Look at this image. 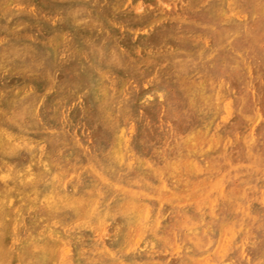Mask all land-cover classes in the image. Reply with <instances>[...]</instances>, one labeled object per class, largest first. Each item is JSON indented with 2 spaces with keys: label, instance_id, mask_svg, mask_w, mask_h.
Wrapping results in <instances>:
<instances>
[{
  "label": "rangeland",
  "instance_id": "1",
  "mask_svg": "<svg viewBox=\"0 0 264 264\" xmlns=\"http://www.w3.org/2000/svg\"><path fill=\"white\" fill-rule=\"evenodd\" d=\"M0 3V264H157L158 261V264H264V0H0ZM230 226H234L232 231ZM190 237L195 238L192 241Z\"/></svg>",
  "mask_w": 264,
  "mask_h": 264
},
{
  "label": "bare ground",
  "instance_id": "2",
  "mask_svg": "<svg viewBox=\"0 0 264 264\" xmlns=\"http://www.w3.org/2000/svg\"><path fill=\"white\" fill-rule=\"evenodd\" d=\"M54 1H55V0H54ZM201 1H202V0H201ZM230 1H231V0H230ZM240 1H241V0H240ZM19 2H21V1H19ZM29 2H30V1H29ZM60 2H61V1H60ZM99 2H100V1H99ZM99 2H96V3H99ZM115 2H116V1H115ZM137 2H139V1H137ZM145 2H146V1H145ZM150 2H151V1H150ZM167 2H168V1H167ZM171 2H172V1H171ZM228 2H229V1H228ZM255 2H256V1H255ZM261 2H262V1H261ZM10 3H11V2H10ZM21 3L23 4V2H21ZM102 3H103V2H102ZM119 3H120V1H119ZM133 3H134V2H133ZM133 3H132V4H133ZM156 3H157V2H156ZM159 3H160V2H159ZM172 3H173V2H172ZM188 3H189V2H187V4H188ZM205 3H206V2H205ZM258 3H259V2H258ZM258 3H257V4H258ZM0 4H1V3H0ZM17 4H18V3H17ZM19 4H20V3H19ZM22 4H21V5H22ZM28 4H29V3H28ZM30 4H31V3H30ZM50 4H52V3H50ZM145 4H146V3H145ZM151 4H152V3H151ZM182 4H183V3H182ZM195 4H196V3H195ZM228 4H229V3H228ZM254 4H255V3H254ZM31 5H32V4H31ZM31 5H30V6H31ZM34 5H35V4H34ZM70 5H71V4H70ZM103 5H104V4H103ZM108 5H109V4H108ZM110 5H111V4H110ZM124 5H125V3H124ZM146 5H148V4H146ZM161 5H162V4H161ZM170 5H171V4H170ZM200 5H201V4H200ZM200 5H199V6H200ZM203 5H204V3H203ZM234 5H235V4H234ZM244 5H245V4H244ZM14 6H15V4H14ZM26 6H27V4H26ZM35 6H36V5H35ZM50 6H51V5H50ZM60 6H61V5H60ZM64 6H65V5H64ZM64 6H63V7H64ZM68 6H69V5H68ZM159 6H160V5H159ZM185 6H186V5H185ZM185 6H184V7H185ZM190 6H191V5H190ZM248 6H249V5H248ZM10 7H11V6H10ZM23 7H24V6H23ZM28 7H29V6H28ZM37 7H38V6H37ZM81 7H82V6H81ZM145 7H146V6H145ZM187 7H188V6H187ZM195 7H196V6H195ZM256 7H257V6H256ZM19 8H20V6H19ZM24 8H25V7H24ZM60 8H61V7H60ZM66 8H67V7H66ZM86 8H87V7H86ZM88 8H89V7H88ZM105 8H106V7H105ZM111 8H112V7H111ZM118 8H119V7H118ZM160 8H161V7H160ZM197 8H198V7H197ZM207 8H208V7H207ZM20 9H21V8H20ZM26 9H27V7H26ZM29 9H30V8H29ZM32 9H33V8H32ZM36 9H38V8H36ZM100 9H101V8H100ZM115 9H116V8H115ZM164 9H165V8H164ZM205 9H206V8H205ZM242 9H243V8H242ZM43 10H44V9H43ZM61 10H62V9H61ZM61 10H58V11H61ZM106 10H107V9H106ZM136 10H137V9H136ZM136 10H135V11H136ZM144 10H145V8H144ZM144 10H143V11H144ZM146 10H147V8H146ZM149 10H150V9H149ZM157 10H159V9H157ZM184 10H185V9H184ZM195 10H196V9H195ZM228 10H229V9H228ZM118 11H119V10H118ZM120 11H121V10H120ZM137 11H138V10H137ZM168 11H169V10H168ZM192 11H193V9H192ZM236 11H237V8H236ZM29 12H30V11H29ZM43 12H44V11H43ZM46 12H48V11H46ZM62 12H63V11H62ZM121 12H122V11H121ZM121 12H120V14H121ZM124 12H125V11H124ZM133 12H134V10H133ZM159 12H160V10H159ZM171 12H172V11H171ZM171 12H170V13H171ZM182 12H183V10H182ZM201 12H202V11H201ZM230 12H231V8H230ZM233 12H234V11H233ZM256 12H257V11H256ZM1 13H2V12H1ZM57 13H58V12H57ZM60 13H61V12H60ZM109 13H110V11H109ZM128 13H129V11H128ZM138 13H139V12H138ZM138 13H137V14H138ZM140 13H141V12H140ZM142 13H144V12H142ZM142 13H141V14H142ZM145 13H146V12H145ZM160 13H161V12H160ZM160 13H159V14H160ZM175 13H176V12H175ZM186 13H187V12H186ZM191 13H192V12H191ZM199 13H200V12H199ZM234 13H235V12H234ZM44 14H45V13H44ZM46 14H47V13H46ZM50 14H51V13H50ZM91 14H92V13H91ZM105 14H106V12H105ZM105 14H103V15H105ZM163 14H164V13H163ZM176 14H177V13H176ZM2 15H3V14H2ZM51 15H52V14H51ZM63 15H64V14H63ZM92 15H93V14H92ZM122 15H123V13L121 14V16H122ZM172 15H173V14H172ZM178 15H179V14H178ZM178 15H177V16H178ZM185 15H186V14H185ZM185 15H184V17H185ZM225 15H226V14H225ZM228 15H229V13H228ZM27 16H28V15H27ZM32 16H33V15H32ZM34 16H35V15H34ZM40 16H41V15H40ZM49 16H50V15H49ZM76 16H77V15H76ZM112 16H113V15H112ZM112 16H111V17H112ZM134 16H135V14H134ZM154 16H155V15H154ZM159 16H161V15H159ZM174 16H175V14H174ZM186 16H187V15H186ZM245 16H246V15H245ZM2 17H3V16H2ZM56 17H57V16H56ZM118 17H119V16H118ZM124 17H125V16H124ZM138 17H139V16H138ZM172 17H173V16H172ZM195 17H196V16H195ZM201 17H202V15H201ZM0 18H1V17H0ZM26 18H27V17H26ZM34 18H35V17H34ZM44 18H45V17H44ZM60 18H61V17H60ZM77 18H78V17H77ZM108 18H109V17H108ZM135 18H136V16H135ZM143 18H144V16H143ZM163 18H165V17L163 16ZM168 18H169V17H168ZM176 18H177V17H176ZM197 18H198V17H197ZM202 18H204V17H202ZM206 18H207V17H206ZM52 19H53V18H52ZM109 19H110V18H109ZM159 19H160V18H159ZM161 19H162V18H161ZM161 19H160V20H161ZM188 19H189V18H188ZM241 19H242V18H241ZM7 20H8V19H7ZM15 20H16V18H15ZM73 20H74V19H73ZM100 20H101V19H100ZM122 20H123V19H122ZM122 20H121V21H122ZM139 20L141 21V19H139ZM166 20H167V19H166ZM175 20H176V19H175ZM180 20H181V19H179V21H180ZM185 20H186V19H185ZM185 20H184V21H185ZM190 20H191V19H190ZM31 21H32V20H31ZM55 21H56V20H55ZM55 21H54V22H55ZM114 21H115V20H114ZM125 21H126V20H125ZM136 21L138 22V20H136ZM152 21H153V20H152ZM186 21H188V20H186ZM204 21H205V20H204ZM206 21H207V20H206ZM0 22H1V21H0ZM27 22H28V21H27ZM70 22H71V21H70ZM79 22H80V21H79ZM85 22H86V21H85ZM111 22H113V20H112ZM119 22H120V21H119ZM126 22H127V21H126ZM146 22H147V21H146ZM146 22H145V23H146ZM154 22H155V21H154ZM154 22H153V23H154ZM156 22H157V21H156ZM169 22H170V21H169ZM35 23H36V22H35ZM40 23H41V22H40ZM71 23H72V22H71ZM74 23H75V22H74ZM80 23H81V22H80ZM121 23H122V22H121ZM121 23H118V24H121ZM138 23H139V22H138ZM140 23H142V22H140ZM166 23H167V22H166ZM171 23H172V22H171ZM0 24H1V23H0ZM2 24H3V23H2ZM25 24H26V23H25ZM58 24H59V23H58ZM77 24L79 25V23H77ZM90 24H91V23H90ZM251 24H253V23H251ZM254 24H255V23H254ZM257 24H258V23H257ZM19 25H20V24H19ZM21 25H22V24H21ZM23 25H24V24H23ZM32 25H33V24H32ZM87 25H88V24H87ZM92 25H93V24H92ZM136 25H137V24H136ZM44 26H45V25H44ZM85 26H86V25H85ZM94 26H95V25H94ZM98 26H99V25H98ZM140 26H141V25H140ZM16 27H17V26H16ZM22 27H23V26H22ZM22 27H19V28H22ZM33 27H34V26H33ZM62 27H63V26H62ZM75 27H76V26H75ZM81 27H82V26H81ZM102 27H103V26H102ZM114 27H115V26H114ZM116 27H117V26H116ZM128 27H129V26H128ZM131 27H132V26H131ZM148 27H149V25H148ZM160 27H161V26H160ZM162 27H163V25H162ZM213 27H215V26H213ZM223 27H224V26H223ZM24 28H25V27H24ZM38 28H39V27H38ZM60 28H61V27H60ZM60 28H58V29H60ZM99 28H100V27H99ZM153 28H154V26H153ZM166 28H167V27H166ZM178 28H179V26H178ZM46 29H47V28H46ZM89 29H91V28H89ZM109 29H110V28H109ZM125 29H126V28H125ZM130 29H131V28H130ZM136 29H137V28H136ZM154 29H155V28H154ZM171 29H172V28H171ZM13 30H14V28H13ZM22 30H23V29H22ZM33 30H34V29H33ZM33 30H32V31H33ZM47 30H48V29H47ZM56 30H57V29H56ZM66 30H67V29H66ZM100 30H101V29H100ZM120 30H121V29H120ZM123 30H124V29H123ZM138 30H139V29H138ZM157 30H158V29H157ZM218 30H219V29H218ZM11 31H12V30H11ZM25 31H26V30H25ZM54 31H55V30H54ZM130 31H131V30H130ZM132 31H134V30H132ZM145 31H146V30H145ZM171 31H172V30H171ZM12 32H13V31H12ZM15 32H16V31H15ZM47 32H48V31H47ZM55 32H56V31H55ZM55 32H54L53 34H55ZM62 32H63V31H62ZM62 32H61V34H62ZM83 32H84V31H83ZM89 32H90V31H89ZM100 32H101V31H100ZM116 32H117V31H116ZM122 32H123V31H122ZM122 32H121V33H122ZM136 32H137V31H136ZM158 32H159V31H158ZM161 32H162V31H161ZM3 33H4V32H3ZM18 33H19V32H18ZM24 33H26V32H24ZM51 33H52V32H51ZM51 33H50V34H51ZM57 33H58V32H57ZM90 33H91V32H90ZM96 33H98V32H96ZM109 33H110V32H109ZM142 33H143V32H142ZM146 33H147V32H146ZM213 33H215V32H213ZM22 34H23V33H22ZM87 34H88V33H87ZM198 34H199V33H198ZM198 34H197V35H198ZM200 34H201V33H200ZM202 34H203V33H202ZM202 34H201V36H202ZM9 35H10V33H9ZM14 35H15V34H14ZM37 35H38V33H37ZM45 35H46V34H45ZM67 35H68V34H67ZM124 35H125V34H124ZM146 35H147V34H146ZM153 35H155V34H153ZM161 35H162V34H161ZM168 35H169V34H168ZM177 35H178V34H177ZM208 35H209V34H208ZM10 36H11V35H10ZM16 36H17V34H16ZM18 36H19V35H18ZM26 36H27V33H26ZM62 36H63V35H62ZM64 36H65V35H64ZM88 36H89V35H88ZM88 36H87V37H88ZM95 36H96V35H95ZM120 36H121V35H120ZM159 36H160V35H159ZM178 36H179V35H178ZM181 36H182V35H181ZM185 36H186V35H185ZM189 36H190V35H189ZM233 36H235V35H233ZM4 37H5V36H4ZM27 37H28V36H27ZM36 37H37V36H36ZM45 37H47V36H45ZM70 37H71V36H70ZM82 37H83V36H82ZM82 37H81V38H82ZM130 37H131V36H130ZM144 37H145V36H144ZM150 37H151V35H150ZM155 37H156V36H155ZM167 37H168V36H167ZM173 37H174V36H173ZM175 37H176V36H175ZM196 37H197V36H196ZM208 37H209V36H208ZM8 38H9V37H8ZM32 38H33V37H32ZM34 38H35V36H34ZM48 38H49V37H48ZM116 38H117V37H116ZM165 38H166V37H165ZM191 38H192V37H191ZM234 38H235V37H234ZM1 39H2V38H1ZM3 39H4V38H3ZM66 39H67V38H66ZM83 39H85V38H83ZM103 39H104V38H103ZM114 39H115V38H114ZM123 39H125V38H123ZM155 39H156V38H155ZM163 39H164V38H163ZM211 39L214 40L215 37H214V39L211 37ZM232 39H233V38H232ZM237 39H238V38H237ZM246 39H247V38H246ZM246 39H245V40H246ZM42 40H43V39H42ZM85 40H86V39H85ZM105 40H106V39H105ZM133 40H134V39H133ZM136 40H137V39H136ZM200 40H201V39H200ZM37 41H38V40H37ZM44 41H45V40H44ZM48 41H50V40H48ZM83 41H84V40H83ZM89 41H90V40H89ZM89 41H88V42H89ZM95 41H96V40H95ZM101 41H102V40H101ZM163 41H164V40H163ZM202 41H203V39H202ZM239 41H240V40H239ZM239 41H238V42H239ZM35 42H36V41H35ZM52 42H53V41H52ZM68 42H69V41H68ZM85 42H86V41H85ZM135 42H136V41H135ZM146 42H147V41H146ZM152 42H153V41H152ZM166 42H167V41H166ZM168 42H169V41H168ZM206 42H207V41H206ZM208 42H209V41H208ZM236 42H237V41H236ZM236 42H235V43H236ZM257 42H258V41H257ZM0 43H1V42H0ZM41 43H42V41H41ZM43 43H44V42H43ZM62 43H63V42H62ZM66 43H67V42H66ZM66 43H63V44H66ZM115 43H116V42H115ZM173 43H174V42H173ZM254 43H255V42H254ZM18 44H19V43H18ZM45 44H46V42H45ZM47 44H48V42H47ZM101 44H102V43H101ZM117 44H118V42H117ZM134 44H135V43H134ZM155 44H156V42H155ZM170 44H171V43H170ZM0 45H1V44H0ZM68 45H69V44H68ZM85 45H86V44H85ZM92 45H93V44H92ZM149 45H150V43H149ZM173 45H174V44H173ZM178 45H179V44H178ZM205 45H206V43H205ZM234 45H235V44H234ZM236 45H238V44H236ZM56 46H57V45H56ZM63 46H64V45H63ZM63 46H62V47H63ZM93 46H94V45H93ZM100 46H101V45H100ZM125 46H126V45H125ZM134 46H135V45H134ZM150 46H151V45H150ZM152 46H153V44H152ZM161 46H162V45H161ZM167 46H168V44H167ZM176 46H177V45H176ZM64 47H67V45L64 46ZM165 47H166V46H165ZM246 47H247V46H246ZM0 48H1V47H0ZM31 48H32V47H31ZM56 48H57V47H56ZM129 48H130V47H129ZM162 48H164V47H162ZM222 48H223V47H222ZM263 48H264V47H263ZM61 49H62V48H61ZM67 49H68V48H67ZM84 49H85V48H84ZM140 49H141V47H140ZM152 49H153V48H152ZM160 49H161V48H160ZM165 49H166V48H165ZM231 49H232V48H231ZM244 49H245V48H244ZM246 49H247V48H246ZM252 49H253V48H252ZM70 50H71V49H70ZM146 50H147V49H146ZM170 50H171V48H170ZM172 50L174 51V49H172ZM73 51H74V50H73ZM81 51H82V50H81ZM121 51H122V50H121ZM129 51H130V50H129ZM144 51H145V50H144ZM151 51H152V50H151ZM153 51H154V50H153ZM173 51H172V52H173ZM175 51H176V50H175ZM181 51H182V50H181ZM188 51H189V50H188ZM232 51H233V49H232ZM245 51H246V50H245ZM247 51H248V49H247ZM251 51H252V50H251ZM157 52H158V51H157ZM168 52H169V50H168ZM65 53H69V51H68V52H65ZM78 53H79V52H78ZM124 53H126V52H124ZM140 53H141V52H140ZM145 53H146V52H145ZM163 53H164V52H163ZM165 53H166V52H165ZM185 53H186V52H185ZM217 53H218V52H217ZM72 54H73V53H72ZM106 54H107V53H106ZM131 54H132V53H131ZM146 54H147V53H146ZM169 54H170V53H169ZM178 54H180V53H178ZM215 54H216V53H215ZM63 55H64V54H63ZM132 55H133V54H132ZM148 55H149V54H148ZM158 55H160V54H158ZM165 55H166V54H165ZM152 56H153V55H152ZM152 56H151V57H152ZM206 56H207V55H206ZM35 57H36V56H35ZM63 57H64V56H63ZM147 57H148V56L146 55V59H147ZM155 57H156V56H155ZM247 57H248V56H247ZM247 57H246V58H247ZM136 58H137V57H136ZM144 58H145V57H144ZM211 58H212V57H211ZM234 58H235V57H234ZM249 58H250V57H249ZM130 59H131V58H130ZM130 59H129V61H130ZM132 59H133V58H132ZM148 59H149V57H148ZM151 59H152V58H151ZM3 60H4V59H3ZM163 60H164V59H163ZM167 60H168V59H167ZM123 61H124V60H123ZM129 61H128V62H129ZM135 61H137V60H135ZM147 61H148V60H147ZM139 62H140V61H139ZM142 62H143V61H142ZM157 62H158V61H157ZM159 62H160V61H159ZM196 62H197V61H196ZM133 63H135V62H133ZM154 63H155V62H153L152 64H154ZM161 63L164 64L163 62H161ZM247 63H248V62H247ZM131 64H132V63H131ZM201 64H202V63H201ZM229 64H231V63H229ZM257 64H258V63H257ZM73 65H74V64H73ZM132 65H133V64H132ZM141 65H142V64H141ZM1 66H2V65H1ZM138 66H139V65H138ZM146 66H147V64H146ZM159 66H160V65H159ZM173 66H174V65H173ZM201 66H202V65H201ZM76 67H77V66H76ZM130 67H131V66H130ZM160 67H161V66H160ZM164 67H165V66H164ZM222 67H223V66H222ZM12 68H13V67H12ZM233 68H234V67H233ZM25 69H26V68H25ZM41 69H42V68H41ZM133 69H134V68H133ZM135 69H136V68H135ZM216 69H217V68H216ZM235 69H236V68H235ZM0 70H1V69H0ZM6 70H8V69L6 68ZM10 70H11V69H10ZM10 70H9V72H10ZM14 70H15V69H14ZM14 70H13V71H14ZM17 70H18V69H17ZM103 70H104V69H103ZM130 70H131V69H130ZM137 70H138V69H137ZM159 70H160V69H159ZM161 70H162V69H161ZM163 70H164V69H163ZM163 70H162V71H163ZM173 70H174V69H173ZM11 71H12V70H11ZM13 71H12V72H13ZM22 71H24V70H22ZM39 71H40V70H39ZM162 71H161V72H162ZM226 71H227V70H226ZM1 72H2V71H1ZM128 72H129V71H128ZM134 72H135V71H134ZM16 73H17V72H16ZM19 73H20V72H19ZM21 73H22V72H21ZM21 73H20V74H21ZM103 73H104V72H103ZM221 73H222V71H221ZM230 73H231V72H230ZM236 73H237V72H236ZM5 74H6V73H5ZM11 74H12V73H11ZM26 74H27V73H26ZM26 74H25V75H26ZM127 74H128V73H127ZM129 74H130V73H129ZM145 74H146V73H145ZM145 74H144V75H145ZM160 74H161V73H160ZM241 74H242V73H241ZM35 75H36V74H35ZM116 75H117V74H116ZM118 75H119V74H118ZM122 75H123V74H122ZM131 75H132V74H131ZM142 75H143V74H142ZM142 75H141V76H142ZM154 75H155V74H154ZM157 75H158V74H157ZM224 75H225V74H224ZM245 75H246V74H245ZM19 76H20V75H19ZM150 76H151V75H150ZM236 76H237V75H236ZM240 76H241V75H240ZM249 76H250V75H249ZM258 76H259V75H258ZM3 77H4V76H3ZM9 77H10V76H9ZM111 77H112V76H111ZM111 77H110V78H111ZM139 77H140V76H139ZM188 77H189V76H188ZM204 77H205V76H204ZM224 77H225V76H224ZM24 78H25V77H24ZM42 78H43V77H42ZM133 78H134V77H133ZM145 78H147V77H145ZM150 78L152 79V77H150ZM169 78H171V77H169ZM183 78H184V77H183ZM193 78H194V77H193ZM241 78H242V77H241ZM251 78H252V77H251ZM258 78H259V77H258ZM7 79H8V78H7ZM107 79H108V78H107ZM126 79H127V78H126ZM131 79H132V77H131ZM174 79H176V78H174ZM185 79H188V78H185ZM231 79H232V78H231ZM234 79H235V78H234ZM249 79H250V78H249ZM14 80H15V79H14ZM18 80H19V79H18ZM47 80H48V79H47ZM127 80H128V79H127ZM167 80H168V79H167ZM172 80H173V79H172ZM177 80H178V79H177ZM221 80H222V79H221ZM241 80H242V79H241ZM54 81H55V79H54ZM128 81H129V80H128ZM131 81H132V80H131ZM147 81H148V80H147ZM173 81H174V80H173ZM185 81H186V80H185ZM0 82H1V81H0ZM6 82H7V81H6ZM48 82H49V81H48ZM122 82H123V81H122ZM159 82H160V81H159ZM188 82H189V81H188ZM254 82H255V80H254ZM3 83H4V82H3ZM205 83H206V82H205ZM220 83H221V82H220ZM226 83H227V82H226ZM124 84H125V83H124ZM135 84H136V83H135ZM210 84H211V83H210ZM214 84H215V83H214ZM5 85H6V84H5ZM105 85H106V84H105ZM126 85H127V84H126ZM205 85H206V84H205ZM232 85H233V84H232ZM242 85H243V84H242ZM246 85H247V84H246ZM18 86H19V85H18ZM21 86H22V85H20V88H21ZM41 86H42V85H41ZM136 86H137V85H136ZM143 86H144V85H143ZM145 86H146V85H145ZM166 86H167V85H166ZM166 86H165V87H166ZM181 86H182V85H181ZM185 86H186V85H185ZM222 86H223V88H224V85H222ZM235 86H236V85H235ZM249 86H250V85H249ZM262 86H263V85H262ZM7 87H9V86H7ZM13 87H14V85H13ZM178 87H179V86H178ZM237 87H238V86H237ZM24 88H25V87H24ZM32 88H33V87H32ZM105 88H106V87H105ZM120 88H122V87H120ZM220 88H221V87H220ZM243 88H244V87H243ZM5 89H6V88H5ZM39 89H40V88H39ZM45 89H46V88H45ZM126 89H127V88H126ZM227 89H228V88H227ZM12 90H13V89H12ZM16 90H17V89H16ZM16 90H15V91H16ZM104 90H105V89H104ZM136 90H137V89H136ZM181 90H182V89H181ZM216 90H217V89H216ZM2 91H3V90H2ZM7 91H8V90H7ZM32 91H33V90H32ZM114 91H115V90H114ZM246 91H247V90H246ZM250 91H251V90H250ZM3 92H4V91H3ZM8 92H9V91H8ZM13 92H14V91H13ZM18 92H21V91H18ZM18 92H17V93H18ZM140 92H141V91H140ZM181 92H182V91H181ZM11 93H12V92H11ZM26 93H27V92H26ZM115 93H116V92H115ZM256 93H257V92H256ZM2 94H3V93H2ZM5 94H6V93H4V95H5ZM8 94H9V93H8ZM36 94H38V93H36ZM39 94H40V93H39ZM43 94H44V93H43ZM43 94H42V95H43ZM184 94H185V93H184ZM221 94H223V93H221ZM229 94H230V93H229ZM233 94H234V93H233ZM241 94H242V93H241ZM6 95H7V94H6ZM17 95H18V94H17ZM23 95H24V94H23ZM238 95H239V94H238ZM14 96H15V94H14ZM20 96H21V95H20ZM25 96H26V95H25ZM25 96H24V97H25ZM183 96H184V95H183ZM216 96H217V94H216ZM8 97H9V96H8ZM42 97H43V96H42ZM44 97H45V96H44ZM214 97H215V96H214ZM217 97H218V96H217ZM219 97H220V96H219ZM227 97H228V96H227ZM247 97H248V96H247ZM252 97H253V96H252ZM0 98H1V97H0ZM3 98H4V97H3ZM11 98H13V97H11ZM215 98H216V97H215ZM241 98H242V97H241ZM80 99H81V98H80ZM171 99H172V98H171ZM13 100H15V99H13ZM40 100H41V99H40ZM191 100H192V99H191ZM199 100H200V99H199ZM194 101H195V100H194ZM205 101H206V100H205ZM238 101H239V99H238ZM60 102H61V101H60ZM133 102H134V101H133ZM161 102H162V101H161ZM165 102H166V101H165ZM227 102H229V101H227ZM243 102H244V101H243ZM255 102H256V101H255ZM7 103H8V102H7ZM71 103H72V102H71ZM157 103H158V102H157ZM230 103H231V102H230ZM143 104H144V103H143ZM150 104H151V103H150ZM186 104H187V103H186ZM218 104H219V103H218ZM223 104H224V103H223ZM228 104H229V103H228ZM180 105H181V104H180ZM233 105H234V104H233ZM9 106H10V105H9ZM12 106H13V105H12ZM12 106H11V108H12ZM79 106H80V105H79ZM226 106H227V105H226ZM229 106H230V105H229ZM229 106H228V107H229ZM224 107H225V106H224ZM235 107H236V106H235ZM255 107H256V105H255ZM142 108H143V107H142ZM156 108H157V107H156ZM225 108H226V107H225ZM229 108H230V107H229ZM14 109H15V108H14ZM46 109H47V108H46ZM238 109H239V107H238ZM256 109H257V108H256ZM8 110H9V109H8ZM10 110H11V109H10ZM86 110H87V109H86ZM88 110H89V109H88ZM142 110H143V109H142ZM5 111H6V110H5ZM5 111H4V112H5ZM36 111H37V110H36ZM68 111H69V110H68ZM149 111H150V110H149ZM161 111H162V110H161ZM208 111H209V110H208ZM215 111H216V110H215ZM225 111H226V110H225ZM230 111H231V110H230ZM232 111H233V110H232ZM245 111H246V110H245ZM18 112H19V111H18ZM62 112H63V111H62ZM171 112H172V111H171ZM181 112H183V111H181ZM205 112H206V110H205ZM226 112H227V111H226ZM238 112L240 113V110H239ZM86 113H87V112H86ZM86 113H85V115H86ZM160 113H161V112H160ZM162 113H163V112H162ZM162 113H161V114H162ZM184 113H185V112H184ZM184 113H183V114H184ZM192 113H193V111H192ZM230 113H231V112H230ZM246 113H248V112H246ZM3 114H4V113H3ZM8 114H9V113H8ZM11 114H13V113H11ZM179 114H180V113H179ZM187 114H188V112H187ZM216 114H217V113H216ZM224 114H225V113H224ZM224 114H223V116H225ZM228 114H229V113H228ZM228 114H227V115H228ZM243 114H244V113H243ZM257 114H258V113H257ZM9 115H10V114H9ZM9 115H8V116H9ZM249 115H251V114H249ZM258 115H260V114H258ZM261 115H262V114H261ZM8 116L6 117L5 120H7ZM38 116H39V115H38ZM128 116H129V115H128ZM237 116H238V115H237ZM239 116H240V115H239ZM10 117H11V116H10ZM13 117H14V116H13ZM221 117H222V116H221ZM221 117H220V118H221ZM226 117H227V116H226ZM242 117H243V116H242ZM248 117H249V116H248ZM248 117H247V119L249 120ZM250 117H251V116H250ZM15 118H16V117H15ZM68 118H69V117H68ZM126 118H127V116L125 117V119H126ZM229 118H230V117H229ZM245 118H246V116H245ZM245 118H244V119H245ZM2 119H3V118H2ZM13 119H14V118H13ZM63 119H64V118H63ZM75 119H76V118H75ZM159 119H160V118H159ZM250 119H251V118H250ZM69 120H70V119H69ZM190 120H191V119H190ZM222 120H223V119H222ZM230 120H231V119H230ZM230 120H229V121H230ZM238 120H239V119H238ZM262 120H263V119H262ZM9 121H10V120H9ZM15 121H16V120H14V122H15ZM60 121H61V120H60ZM128 121H129V120H128ZM138 121H139V120H138ZM180 121H181V120H180ZM216 121H217V120H216ZM220 121H221V119H220ZM223 121H224V120H223ZM229 121H228V122H229ZM240 121H241V120H240ZM244 121H245V120H244ZM251 121H252V120H251ZM255 121H256V120H255ZM14 122H13L12 124H14ZM162 122H163V120H162ZM184 122H185V121H184ZM249 122H250V121H249ZM263 122H264V121H263ZM9 123H10V122H9ZM17 123H18V122H17ZM41 123H42V122H41ZM65 123H66V122H65ZM65 123H64V124H65ZM132 123H133V122H132ZM171 123H172V122H171ZM233 123H234V122H233ZM259 123H260V122H259ZM2 124H3V122H2ZM2 124H1V125H2ZM25 124H26V123H25ZM61 124H62V123H61ZM72 124H73V123H72ZM82 124H83V123H82ZM222 124H223V123H222ZM29 125H30V124H29ZM31 125H32V124H31ZM217 125H218V124H217ZM229 125H230V124H229ZM242 125H243V124H242ZM253 125H254V124H253ZM253 125H252V126H253ZM2 126H3V125H2ZM2 126H1V127H2ZM62 126H63V125H62ZM77 126H78V125H77ZM172 126H173V125H172ZM220 126H221V125H220ZM5 127H6V126H5ZM175 127H176V126H175ZM215 127H216V126H215ZM255 127H256V126H255ZM48 128H49V127H48ZM66 128L68 129V127H66ZM66 128H64V129H66ZM123 128H124V127H123ZM143 128H144V127H143ZM166 128H167V127H166ZM171 128H172V127H171ZM177 128H178V127H177ZM197 128H198V127H197ZM213 128H214V127H213ZM224 128H225V126H224ZM240 128H241V127H240ZM31 129H32V128H31ZM31 129H30V130H31ZM74 129H75V127H74ZM82 129H83V125H82ZM191 129H192V127H191ZM199 129H201V128H199ZM250 129H251V128H250ZM3 130H4V129H3ZM3 130H2V133H3ZM26 130H27V129H26ZM32 130H33V129H32ZM43 130H44V129H43ZM170 130H171V129H170ZM188 130H189V129H188ZM188 130H186V131H188ZM226 130H227V129H226ZM253 130H254V129H253ZM36 131H37V130H36ZM55 131H56V130H55ZM82 131H83V130H82ZM87 131H88V130H87ZM194 131H195V130H194ZM238 131H239V130H238ZM146 132H147V131H146ZM150 132H151V131H150ZM162 132H163V131H162ZM198 132H200V130H199ZM213 132H215V129H214ZM74 133H75V132H74ZM79 133H80V132H79ZM167 133H168V132H167ZM187 133H188V132H187ZM229 133H230V132H229ZM0 134H1V133H0ZM4 134H5V133H4ZM130 134H131V133H130ZM173 134H174V133H173ZM179 134H180V133H179ZM219 134H220V133H219ZM227 134H228V133H227ZM236 134H237V133H236ZM41 135H42V134H41ZM75 135H76V134H75ZM140 135H141V134H140ZM155 135H156V134H155ZM161 135H162V134H161ZM170 135H171V134H170ZM212 135H213V134H212ZM251 135H252V134H251ZM5 136H6V135H5ZM153 136H154V135H153ZM164 136H165V135H164ZM167 136H168V135H167ZM194 136H195V134H194ZM194 136H193V137H194ZM197 136H198V135H197ZM208 136H209V135H208ZM219 136H220V135H219ZM219 136H218V137H219ZM236 136H237V135H236ZM252 136H253V135H252ZM6 137H7V136H6ZM13 137H14V136H13ZM139 137H140V136H139ZM203 137H204V136H203ZM209 137H210V136H209ZM211 137H212V136H211ZM211 137H210V138H211ZM213 137H214V136H213ZM213 137H212V138H213ZM239 137H240V136H239ZM246 137H247V135H246ZM9 138H10V136H9ZM103 138H105V137H103ZM173 138H174V137H173ZM198 138H199V137H198ZM221 138H222V137H221ZM223 138H224V137H223ZM223 138H222V139H223ZM251 138H252V137H251ZM49 139H50V138H49ZM88 139H89V138H88ZM162 139H163V138H162ZM174 139H175V138H174ZM203 139H204V138H203ZM206 139H207V138H206ZM215 139H216V138H215ZM215 139H214V140H215ZM248 139H249V138H248ZM7 140H8V138H7ZM34 140H35V139H34ZM142 140H143V139H142ZM178 140L180 141V139H178ZM184 140H185V139H184ZM198 140H199V139H198ZM234 140H237V139H234ZM234 140H233V141H234ZM40 141H41V140H40ZM52 141H53V140H52ZM77 141H78V140H77ZM90 141H91V140H90ZM129 141H130V140H129ZM159 141H160V139H159ZM166 141H167V140H166ZM194 141H195V140H194ZM255 141H256V140H255ZM14 142H15V140H14ZM162 142H163V141H162ZM207 142H209V141H207ZM218 142H219V141H218ZM226 142H227V141H226ZM234 142H235V141H234ZM260 142H261V141H260ZM151 143H152V142H151ZM170 143L172 144V142H170ZM174 143H175V142H174ZM197 143H198V142H197ZM205 143H206V142H205ZM214 143H215V142H214ZM253 143H254V142H253ZM33 144H34V143H33ZM41 144H42V143H41ZM48 144H49V142H48ZM86 144H87V143H86ZM127 144H128V143H127ZM164 144H165V143H164ZM166 144H167V143H166ZM188 144H189V143H188ZM2 145H3V144H2ZM31 145H32V143H31ZM88 145H89V144H88ZM162 145H163V144H162ZM208 145H210V144H208ZM213 145H214V144H213ZM232 145H233V143H232ZM39 146H40V145H39ZM81 146H82V145H81ZM128 146H129V145H128ZM159 146H160V145H159ZM163 146H164V145H163ZM173 146H174V145H173ZM205 146H206V145H205ZM215 146H216V145H215ZM221 146H222V145H221ZM47 147H48V146H47ZM180 147H181V146H180ZM180 147H179V148H180ZM200 147H201V146H200ZM209 147H210V146H209ZM263 147H264V145H263ZM263 147H262V148H263ZM82 148H83V147H82ZM108 148H109V147H108ZM158 148H159V147H158ZM213 148H215V147H213ZM213 148H212V149H213ZM241 148H243V147H241ZM40 149H41V147H40ZM168 149H169V147H168ZM182 149H184V148H182ZM209 149H211V148H209ZM212 149H211V151H212ZM221 149H222V148H221ZM243 149H244V148H243ZM257 149H258V148H257ZM43 150H44V149H43ZM173 150H174V149H173ZM197 150H198V149H197ZM199 150H200V149H199ZM202 150H203V149H202ZM204 150L206 151V148H205ZM227 150H228V149H227ZM245 150H246V149H245ZM248 150H249V148H248ZM105 151H106V150H105ZM143 151H144V150H143ZM150 151H151V150H150ZM156 151H157V150H156ZM180 151H181V150H180ZM58 152H59V151H58ZM94 152H95V151H94ZM162 152H163V151H162ZM185 152H186V151H185ZM214 152H215V150H214ZM214 152H213V153H214ZM252 152H253V151H252ZM42 153H43V152H42ZM96 153H97V152H96ZM103 153H104V152H103ZM183 153H184V152H183ZM189 153H190V152H189ZM201 153H204V152H201ZM201 153H200V154H201ZM211 153H212V152H211ZM219 153H220V152H219ZM224 153H225V152H224ZM243 153H244V152H243ZM249 153H250V152H249ZM260 153H261V152H260ZM151 154H153V152H152ZM162 154H163V153H162ZM162 154H160V155H162ZM184 154H185V153H184ZM208 154H209V153H208ZM221 154H222V153H221ZM253 154H254V153H253ZM255 154H256V153H255ZM257 154H258V153H257ZM43 155H44V154H43ZM89 155H90V154H89ZM111 155H112V154H111ZM153 155H154V154H153ZM160 155H158V156H160ZM168 155H169V154H168ZM174 155H175V154H174ZM190 155H191V154H190ZM202 155H203V154H202ZM202 155H201V156H202ZM211 155L213 156V154H211ZM211 155H209V156H211ZM48 156H49V155H48ZM108 156H110L109 153H108ZM172 156H173V155H172ZM172 156H170V157H172ZM185 156H186V155H185ZM191 156H192V155H191ZM194 156H195V155H194ZM197 156H199V155H197ZM214 156H215V155H214ZM257 156H258V155H257ZM39 157H41V154H40ZM162 157H163V156H162ZM218 157H219V156H218ZM236 157H237V156H236ZM246 157H249V156H246ZM54 158H55V157H54ZM132 158H133V156H132ZM149 158H150V157H149ZM164 158H166V157H164ZM180 158H181V157H180ZM194 158H195V157H194ZM20 159H21V158H20ZM146 159H147V157H146ZM146 159H145V160L143 159V160H144L145 162H147ZM150 159H152V158H150ZM158 159H159V158H158ZM202 159H204V158H202ZM217 159H218V158H217ZM217 159H216V160H217ZM220 159H221V157H220ZM234 159H235V158H234ZM237 159H238V158H237ZM257 159H258V158H257ZM57 160H58V159H57ZM135 160H136V159H135ZM141 160H142V159H141ZM166 160H167V159H166ZM210 160H211V159H210ZM218 160H219V159H218ZM222 160H223V159H222ZM240 160H241V159H240ZM132 161H134V160H132ZM163 161H164V160H163ZM163 161H160V162H163ZM169 161H170V160H169ZM174 161H175V159H174ZM181 161H182V160H181ZM192 161H193V160H192ZM211 161H212V160H211ZM223 161H224V160H223ZM254 161H255V160H254ZM12 162H13V161H12ZM53 162H54V161H53ZM58 162H59V161H58ZM58 162H57V163H58ZM67 162H68V161H67ZM90 162H91V161H90ZM153 162H155V161H153ZM164 162H165V161H164ZM195 162H196V161H195ZM195 162H193V163H195ZM252 162H253V161H252ZM5 163H6V162H5ZM8 163H9V162H8ZM49 163H50V161H49ZM57 163H56V164H57ZM60 163H61V162H60ZM60 163H59V164H60ZM149 163H151V161H150ZM166 163H167V162H166ZM168 163H169V162H168ZM182 163H183V162H182ZM210 163H211V162H210ZM231 163H232V162H231ZM246 163H247V162H246ZM253 163H254V162H253ZM6 164H7V163H6ZM51 164H52V163H51ZM80 164H82V163H80ZM89 164H90V163H89ZM196 164H197V163H195V165H196ZM73 165H74V163H73ZM86 165H87V164H86ZM161 165H162V164H161ZM164 165H165V163H164ZM195 165H194V166H195ZM216 165H217V164H216ZM218 165H219V164H218ZM227 165H228V164H227ZM251 165H252V164H251ZM1 166H2V165H1ZM10 166H11V165H10ZM51 166H52V165H51ZM53 166H54V165H53ZM53 166H52V167H53ZM77 166H78V165H77ZM80 166H81V165H80ZM88 166H89V165H88ZM88 166H87V167H88ZM201 166H203V165H201ZM213 166H214V164H213ZM221 166H222V165H221ZM253 166H254V165H253ZM8 167H9V166H8ZM8 167H7V168H8ZM13 167H14V166H13ZM54 167H55V166H54ZM56 167H57V166H56ZM59 167H60V166H59ZM62 167H63V166H62ZM64 167H65V166H64ZM70 167H71V166H70ZM73 167H74V166H73ZM75 167H76V166H75ZM142 167H145V166H142ZM154 167H155V165H154ZM162 167H163V166H162ZM177 167H178V166H177ZM180 167H181V165H180ZM210 167H211V166H210ZM228 167H229V166H228ZM4 168H5V167H4ZM7 168H6V169H7ZM50 168H51V167H50ZM80 168H81V167H80ZM89 168H92V167L90 166ZM159 168H160V167H159ZM163 168H164V167H163ZM178 168H179V167H178ZM257 168H258V167H257ZM10 169H11V168H10ZM35 169H36V168H35ZM78 169H79V168H78ZM149 169H150V168H149ZM149 169H148V170H149ZM154 169H155V168H154ZM156 169H158V168L156 167ZM202 169H204V168H202ZM210 169H211V168H210ZM230 169H231V167H230ZM240 169H242V168H240ZM245 169H246V168H245ZM251 169H254V168H251ZM11 170H12V169H11ZM36 170H38V169H36ZM56 170H58V169L56 168ZM60 170H61V169H60ZM68 170H69V168H68ZM88 170H89V169H88ZM93 170H94V169H93ZM107 170H108V169H107ZM143 170H144V169H143ZM148 170H146V171L148 172ZM200 170H201V169H200ZM204 170H205V169H204ZM204 170H203V171H204ZM206 170H207V169H206ZM212 170H213V169H212ZM212 170H211V171H212ZM224 170H225V169H224ZM233 170H234V169H233ZM238 170H239V169H238ZM3 171H5V170H3ZM12 171H13V170H12ZM70 171H71V170H70ZM75 171H77V170H75ZM86 171H87V170H86ZM86 171H85V172H86ZM89 171H90V170H89ZM153 171H154V170H153ZM167 171H168V170H167ZM180 171H181V170H180ZM198 171H199V170H198ZM213 171H214V170H213ZM216 171H217V170H216ZM34 172H35V171H34ZM73 172H74V171H73ZM94 172H95V170H94ZM154 172H155V171H154ZM177 172H178V171H177ZM181 172H182V171H181ZM185 172H186V170H185ZM196 172H197V168H196ZM196 172H194V173H196ZM218 172H219V171H218ZM224 172H226V171H224ZM228 172H229V171H228ZM246 172H247V171H246ZM256 172H258V171L256 170ZM260 172H261V171H260ZM79 173H80V172H79ZM105 173H106V172H105ZM155 173H156V172H155ZM159 173H160V172H159ZM179 173H180V172H179ZM179 173H178V174H179ZM192 173H193V172H192ZM192 173H191V175H192ZM208 173H209V171H208ZM210 173H211V172H210ZM226 173H227V172H226ZM248 173H249V172H248ZM262 173H263V172H262ZM59 174H60V173H59ZM76 174H77V173H76ZM88 174H89V173H88ZM92 174H93V172H92ZM126 174H127V173H126ZM164 174H165V173H164ZM168 174H169V173H168ZM197 174H198V173H197ZM197 174H196V175H197ZM199 174H200V173H199ZM211 174H212V173H211ZM215 174H216V173H215ZM227 174H228V173H227ZM231 174H232V173H231ZM231 174H230V175H231ZM255 174H256V173H255ZM57 175H58V174H57ZM71 175H72V174H71ZM90 175H91V174H90ZM139 175H140V174H139ZM165 175H166V174H165ZM169 175H170V174H169ZM180 175H181V174H180ZM196 175H195V176H196ZM200 175H201V174H200ZM212 175H213V174H212ZM228 175H229V174H228ZM245 175H246V174H245ZM11 176H13V175L11 174ZM92 176H93V175H92ZM99 176H101V175L99 174ZM99 176H98V179H100L99 181H101L102 178H99ZM133 176H134V174H133ZM147 176H149V175H147ZM147 176H146V177H147ZM155 176H156V174H155ZM166 176H167V175H166ZM174 176H175V175H174ZM174 176H173V177H174ZM197 176H199V175H197ZM59 177H60V176H59ZM68 177H69V176H68ZM78 177H80V176H78ZM159 177H160V176H159ZM162 177H163V176H162ZM164 177H165V176H164ZM206 177H207V176H206ZM221 177H222V175H221ZM221 177H220V178H221ZM229 177H230V176H229ZM238 177H239V176H238ZM238 177H237V178H238ZM56 178H57V177H56ZM61 178H62V176H61ZM103 178H104V180H105V177H103ZM106 178H107V177H106ZM157 178H158V177H157ZM160 178H161V177H160ZM174 178H175V177H174ZM183 178H184V177H183ZM196 178H197V177H196ZM220 178H218V180H219ZM224 178H225V177H224ZM227 178H228V177H227ZM227 178H225V179H227ZM244 178H245V177H244ZM247 178H248V177H247ZM11 179H12V177H11ZM69 179H70V178H69ZM92 179H93V178H92ZM126 179H127V178H126ZM126 179H125V181H126ZM129 179H130V178H129ZM144 179H145V178H144ZM164 179H166V178H164ZM168 179H169V178H168ZM178 179H179V176H178ZM184 179H185V178H184ZM203 179H204V178H203ZM209 179H210V178H209ZM222 179H223V177H222ZM242 179H243V178H242ZM263 179H264V178H263ZM35 180H37V178H36ZM90 180H91V178H90ZM104 180H103V181H104ZM108 180H109V179H108ZM127 180H128V179H127ZM162 180H163V178H162ZM166 180H167V179H166ZM196 180H197V179H196ZM200 180H201V179H200ZM5 181H6V180H5ZM68 181H69V180H68ZM91 181H92V180H91ZM125 181H124V182H125ZM143 181H144V180H143ZM143 181H142V182H143ZM145 181H146V180H145ZM145 181H144V182H145ZM163 181H164V180H163ZM169 181H170V180H169ZM187 181H188L189 183L191 182V181H189V180H187ZM10 182H11V181H10ZM60 182H61V180H60ZM92 182H95V181H92ZM101 182H102V181H101ZM105 182L107 183L106 180H105ZM110 182H111V180H110ZM129 182H130V180H129ZM156 182H157V181H156ZM158 182H159V181H158ZM183 182H184V181H183ZM1 183H2V182H1ZM7 183H8V182H7ZM13 183H15V185H16L17 182H14V181H13ZM39 183H40V182H39ZM98 183H99V182H98ZM114 183H115V182H114ZM114 183H113V184H114ZM130 183H131V182H130ZM133 183H134V182H133ZM147 183H148V182H147ZM149 183H151V182H149ZM159 183H161V182H159ZM174 183H175V182H174ZM178 183H179V182H178ZM185 183H186V182H185ZM261 183H262V182H261ZM2 184H3V183H2ZM62 184H63V183H61V185H62ZM65 184H66V183H65ZM93 184H94V183H93ZM120 184H121V182H120ZM165 184H167V183H165ZM10 185H11V184H10ZM95 185H97V184H95ZM95 185H94V186H95ZM99 185H100V184H99ZM102 185H103V184H102ZM105 185H106V184H105ZM109 185H110V184H109ZM115 185H116V184H115ZM115 185H114V186H115ZM124 185H125V184H124ZM144 185H145V184H144ZM147 185H148V184H147ZM155 185H156V184H155ZM172 185H173V184H172ZM175 185H177V184H175ZM213 185H215V184H213ZM221 185H222V184H221ZM221 185H220V186H221ZM239 185H240V184H239ZM263 185H264V184H263ZM17 186H19V185L17 184ZM64 186H65V185H64ZM90 186H91V185H90ZM110 186H111V185H110ZM151 186H152V185H151ZM197 186H198V185H197ZM216 186H217V185H216ZM231 186H232V185H231ZM236 186H237V185H236ZM242 186H243V184H242ZM245 186H246V185H245ZM245 186H244V187H245ZM254 186H255V185H254ZM0 187H1V186H0ZM126 187H127V186H126ZM143 187H144V186H143ZM147 187H148V186H147ZM158 187H159V186H158ZM158 187H157V189H158ZM172 187H173V186H172ZM185 187H187V186H185ZM205 187H206V186H205ZM217 187H218V186H217ZM257 187H258V186H257ZM22 188H23V187H22ZM24 188H25V187H24ZM28 188H29V187H28ZM105 188H106V190H107V187H106V186H105ZM108 188H109V187H108ZM112 188H113V187H112ZM119 188H120V187H119ZM128 188H129V187H128ZM128 188H127V189H128ZM151 188H152V187H151ZM153 188H154V187H153ZM177 188H178V187H177ZM210 188H214V187H210ZM218 188H219V187H218ZM241 188H242V187H241ZM250 188H251V187H250ZM19 189H20V188H19ZM86 189H87V187H86ZM95 189H96V188H95ZM109 189H110V188H109ZM123 189H126V188H123ZM157 189H156V190H157ZM183 189H184V188H183ZM215 189H216V188H215ZM260 189H262V188H260ZM260 189H259V191H260ZM2 190H3V189H2ZM37 190H38V189H37ZM99 190H100V189H99ZM111 190H112V189H111ZM121 190H122V189H121ZM130 190H132V189H130ZM134 190H137V189L134 188ZM139 190H140V189H139ZM141 190H142V189H141ZM149 190H150V189H149ZM154 190H155V189H154ZM171 190H173V189H171ZM199 190H200V189H199ZM216 190H217V189H216ZM242 190H243V189H242ZM27 191H28V189H27ZM104 191H105V189H104ZM144 191H145V190H144ZM161 191H162V190H161ZM166 191H167V190H166ZM173 191H174V190H173ZM201 191H202V190H201ZM203 191H204V190H203ZM206 191H207V190H206ZM210 191H211V190H210ZM213 191H214V189H213ZM239 191H240V190H239ZM253 191H254V190H253ZM2 192H3V191H2ZM4 192H5V191H4ZM24 192H25V191H24ZM102 192H103V191H102ZM121 192H122V191H121ZM129 192H130V191H129ZM129 192H128V193H129ZM153 192H154V191H153ZM155 192H156V191H155ZM157 192H158V191H157ZM207 192H208V191H207ZM207 192H206V193H207ZM214 192H215V191H214ZM218 192H220V191L218 190ZM247 192H248V191H247ZM262 192H263V191H262ZM262 192H261V193H262ZM27 193H28V192H27ZM31 193H32V192H31ZM100 193H101V192H100ZM111 193H112V192H111ZM113 193H116V190H115V192H113ZM221 193H222V191H221ZM232 193H233V192H232ZM238 193H240V192H238ZM241 193H242V191H241ZM241 193H240V196H241ZM0 194H1V193H0ZM5 194H6V193H5ZM101 194H102V193H101ZM103 194H104V193H103ZM103 194H102V196H103ZM153 194H154V193H153ZM160 194H161V193H160ZM192 194H193V193H192ZM192 194H190V195H192ZM252 194H253V193H251V195H252ZM64 195H65V194H64ZM69 195H70V194H69ZM71 195H72V194H71ZM73 195H74V194H73ZM73 195H72V196H73ZM113 195H114V194H113ZM120 195H121V194H120ZM174 195H175V194H174ZM188 195H189V194H188ZM200 195H201V194H200ZM207 195H208V194H207ZM220 195H221V194H220ZM230 195H231V194H230ZM238 195H239V194H238ZM246 195H248V194H246ZM25 196H26V195H25ZM33 196H34V195H33ZM67 196H68V195H67ZM98 196H99V195H98ZM98 196H97L96 198H98ZM141 196H142V195H141ZM147 196H148V193H147ZM162 196H163V195H162ZM186 196H187V195H186ZM208 196H210V195H208ZM208 196H207V197H208ZM211 196H212V195H211ZM214 196H215V195L213 194V197H214ZM222 196H223V195H222ZM224 196H225V195H224ZM224 196H223V197H224ZM226 196H227V195H226ZM242 196H243V195H242ZM34 197H36V195H35ZM82 197H83V196H82ZM82 197H81V198H82ZM153 197H154V195H153ZM259 197H260V196H259ZM62 198H63V197H62ZM70 198H71V197H70ZM86 198H87V197H86ZM149 198H150V197H149ZM166 198H168V197H166ZM166 198H165V200H166ZM184 198H185V197H184ZM199 198H200V197H199ZM211 198H212V197H211ZM220 198H221V197H220ZM35 199H36V198H35ZM37 199H38V198H37ZM74 199H76V197H75ZM145 199H146V197H145ZM151 199H152V198H151ZM168 199H170V198H168ZM206 199H207V198H206ZM209 199H210V197H209ZM213 199H214V198H213ZM223 199H224V198H223ZM251 199H252V198H251ZM258 199H260V198H258ZM258 199H256V200H258ZM7 200H8V199H7ZM80 200H81V199H80ZM88 200H89V199H88ZM90 200H91V199H90ZM96 200H97V199H96ZM102 200H103V199H102ZM105 200H106V199H105ZM154 200H156V199H154ZM180 200H181V199H180ZM82 201H84V200H82ZM99 201H100V200H99ZM202 201H206V200H202ZM214 201H215V200H214ZM218 201H219V200H218ZM74 202H75V200H74ZM76 202H77V199H76ZM84 202H85V201H84ZM96 202H97V201H96ZM96 202H95V203H96ZM106 202H107V201H106ZM106 202H105V203H106ZM120 202H121V201H120ZM123 202H125V201H123ZM162 202H163V201H162ZM199 202H200V201H199ZM211 202H212V201H211ZM216 202H217V201H216ZM223 202H224V201H223ZM261 202H262V201H261ZM77 203H78V202H77ZM148 203H149V202H148ZM148 203L146 202V205H147ZM174 203H175V202H174ZM180 203H181V202H180ZM263 203H264V202H263ZM85 204H86V203H85ZM111 204H112V203H111ZM111 204H110V205H111ZM113 204H114V203H113ZM113 204H112V205H113ZM118 204H119V203H118ZM118 204H117V205H118ZM121 204H122V203H121ZM150 204H151V203H150ZM176 204H177V202L175 203V205H176ZM187 204H189V202H188ZM190 204H191V203H190ZM192 204H193V203H192ZM195 204H197V203H195ZM216 204H217V203H216ZM238 204H239V203H238ZM5 205H6V204H5ZM106 205H108V203H107ZM146 205H145V207H147ZM151 205H152V204H151ZM151 205H150V206H151ZM173 205H174V204H173ZM173 205H172V206H173ZM178 205H179V204H178ZM180 205H181V204H180ZM236 205H237V204H236ZM246 205H247V204H246ZM70 206H71V205H70ZM84 206H85V205H84ZM139 206H140V205H139ZM143 206H144V205H143ZM160 206H161V205H160ZM176 206H177V205H176ZM176 206H175V208H176ZM185 206H187V205H185ZM190 206H191V205H190ZM198 206H199V204H198ZM198 206H197V208H199ZM210 206H211V203H210ZM218 206H219V205H218ZM34 207H35V206H34ZM38 207H39V206H38ZM41 207H42V206H41ZM95 207H97V205H95ZM120 207H121V206H120ZM158 207H159V206H158ZM183 207H184V206H183V204H182V208H183ZM204 207H205V205H204ZM206 207H207V206H206ZM213 207H214V206H213ZM216 207H217V206H216ZM242 207H243V206H242ZM6 208H7V207H6ZM23 208H24V207H23ZM44 208H46V207H44ZM92 208H93V207H92ZM92 208H91V209H92ZM101 208H102V207H101ZM138 208H140V207H138ZM141 208H142V207H141ZM147 208H148V207H147ZM171 208H172V207H171ZM190 208L193 209L192 207H190ZM202 208H203V207H202ZM209 208H210V207H209ZM211 208H212V207H211ZM211 208H210V209H211ZM3 209H4V208H3ZM16 209H17V208H16ZM36 209H37V208H36ZM69 209H70V208H69ZM93 209H95V208H93ZM116 209H117V208H116ZM143 209H144V208H143ZM156 209H157V207H156ZM160 209H161V208H160ZM183 209H184V208H183ZM183 209H182V210H183ZM194 209H195V208H194ZM213 209H214V208H213ZM31 210H32V209H31ZM97 210H98V209H97ZM149 210H150V209H148V211H149ZM173 210H174V209H173ZM179 210H180V209H179ZM199 210H200V209H198V211H199ZM206 210H208V209H206ZM216 210H218V209H216ZM242 210H243V209H242ZM3 211H4V210H3ZM15 211H16V210H15ZM17 211H19V210H17ZM89 211H90V210H89ZM106 211H107V210H106ZM114 211H116V210H114ZM142 211H143V210H142ZM150 211H151V210H150ZM170 211H171V210H170ZM20 212H21V211H20ZM56 212H57V211H56ZM90 212H91V211H90ZM101 212H102V210H101ZM109 212H113V211H109ZM117 212H119V211H117ZM146 212H147V211H146ZM153 212H154V211H153ZM156 212H157V210H156ZM156 212H155V213H156ZM161 212H162V211H161ZM174 212H175V211H174ZM206 212H207V211H206ZM212 212H213V210H212ZM2 213H3V212H2ZM6 213H7V212H6ZM48 213H49V212H48ZM50 213H51V212H50ZM84 213H85V212H84ZM115 213H116V212H114V215H115ZM120 213H122V212H120ZM120 213H119V214H120ZM144 213H145V211H144ZM144 213H143V214H144ZM166 213H167V212H166ZM177 213H178V212H177ZM179 213H180V212H179ZM199 213H200V212H199ZM246 213H247V210H246ZM0 214H1V213H0ZM19 214L22 215V213H19ZM77 214H78V213H77ZM101 214H102V213H101ZM112 214H113V213H112ZM203 214H204V213H203ZM207 214H208V213H207ZM249 214H250V213H249ZM25 215H26V214H25ZM35 215H36V214H35ZM46 215H47V214H46ZM46 215H45V216H46ZM49 215H50V214H49ZM59 215H60V214H59ZM160 215H161V214H160ZM173 215H174V214H173ZM185 215H186V214H185ZM211 215H213V214H211ZM217 215H218V213H217ZM36 216H37V215H36ZM52 216H53V215H52ZM79 216H80V215H79ZM89 216H90V215H89ZM164 216H165V214H164ZM175 216H176V215H175ZM177 216H178V215H177ZM191 216H192V215H191ZM193 216H194V215H193ZM6 217H7V216H6ZM15 217H16V216H15ZM22 217H23V216H22ZM25 217H26V216H25ZM32 217H34V216H32ZM37 217H39V216H37ZM54 217H55V215H54ZM64 217H65V216H64ZM76 217H77V216H75V218H76ZM115 217H116V216H115ZM160 217H161V216H160ZM171 217H172V216H171ZM171 217H170V218H171ZM182 217H183V216H182ZM34 218H35V217H34ZM44 218H46V217H44ZM50 218H51V217H50ZM61 218H62V217H61ZM83 218H84V217H83ZM86 218H87V217H86ZM162 218H163V217H162ZM162 218H161V220H162ZM164 218H165V217H164ZM176 218H178V217H176ZM176 218H175V219H176ZM206 218H207V217H206ZM6 219H7V218H6ZM65 219H66V218H65ZM159 219H160V218H159ZM165 219H166V218H165ZM242 219H243V218H242ZM37 220H38V219H37ZM41 220H42V219H41ZM41 220H40V221H41ZM52 220H53V219H52ZM56 220H57V219H56ZM68 220H69V219H68ZM79 220H80V219H79ZM101 220H102V219H101ZM167 220H168V219H167ZM173 220H174V219H173ZM180 220H181V218H180ZM208 220H209V218H208ZM234 220H235V219H234ZM14 221H15V220H14ZM16 221H17V220H16ZM21 221H22V220H21ZM63 221H64V220H63ZM76 221H77V220H76ZM106 221H107V220H105V222H106ZM154 221H155V220H154ZM184 221H185V220H184ZM184 221H183V223H184ZM191 221H192V220H191ZM195 221H196V220H195ZM195 221H194V222H195ZM240 221H242V220H240ZM22 222H23V221H22ZM24 222H25V221H24ZM32 222H33V221H32ZM58 222H59V221H58ZM79 222H81V221H79ZM101 222H103V221H101ZM119 222H121V221H119ZM156 222H158V221H156ZM203 222H204V221H203ZM258 222H259V221H258ZM53 223H54V222H53ZM76 223H77V222H75V224H76ZM171 223H172V222H171ZM176 223H177V222H176ZM179 223H180V222H179ZM183 223H182V224H183ZM246 223H247V222H246ZM22 224H23V223H22ZM111 224H112V223H111ZM157 224H158V223H157ZM160 224H161V223H160ZM160 224H159V225H160ZM177 224H178V223H177ZM184 224H185V223H184ZM241 224H242V222H241ZM241 224H240V225H241ZM29 225H30V224H29ZM33 225H34V224H33ZM42 225H43V224H42ZM58 225H60V224L58 223ZM65 225H67V224H65ZM71 225H72V223H71ZM93 225H94V224H93ZM97 225H99V224H97ZM108 225H109V224H108ZM164 225H165V224H164ZM167 225H168V223H167ZM179 225H180V224H179ZM185 225H186V224H185ZM194 225H195V224H194ZM196 225H197V224H196ZM203 225H204V224H203ZM228 225H229V224H228ZM258 225H259V223H258ZM2 226H3V225H2ZM31 226H32V225H31ZM35 226H36V225H35ZM48 226H50V225H48ZM48 226H46V227H48ZM54 226H55V225H54ZM106 226H107V225H106ZM138 226H140V225H138ZM153 226H154V225H153ZM160 226H161V225H160ZM173 226H174V225H173ZM241 226H242V225H241ZM241 226H240V227H241ZM15 227H16V226H15ZM17 227H18V223H17ZM43 227H45V226H43ZM43 227H42V228H43ZM60 227H61V226H60ZM65 227H66V226H65ZM71 227H72V226H71ZM71 227H70V228H71ZM76 227H77V224H76ZM83 227H84V226H83ZM91 227H92V226H91ZM112 227H113V226H112ZM155 227H156V226H155ZM165 227H166V225H165ZM165 227H164V229H165ZM182 227H183V226H182ZM185 227H187V226H185ZM185 227H184V228H185ZM230 227H231V226H230ZM233 227H234V226H233ZM233 227H231V231H232V228H233ZM3 228H4V226H3ZM30 228H31V227H30ZM42 228H41V229H42ZM53 228H55V227H53ZM53 228L51 227V229H53ZM62 228H63V227H62ZM70 228H69V229H70ZM81 228H82V227H81ZM86 228H87V227H86ZM86 228H85V229H86ZM105 228H106V227H105ZM124 228H125V227H124ZM131 228H132V227H131ZM140 228H142V227H140ZM176 228H177V227H176ZM241 228H242V227H241ZM248 228H249V227H248ZM34 229H35V228H34ZM34 229H33V230H34ZM59 229H60V228H59ZM64 229H67V228H64ZM72 229H74V228L72 227ZM110 229H111V228H110ZM113 229H114V228H113ZM146 229H147V228H146ZM159 229H160V228H159ZM166 229H167V228H166ZM224 229H225V228H224ZM234 229H235V228H234ZM29 230H31V229H29ZM54 230H55V229H54ZM142 230L145 231V229H142ZM184 230H185V229H184ZM235 230H236V229H235ZM12 231H13V230H12ZM40 231H41V230L39 229V232H40ZM42 231H43V230H42ZM78 231H79V230H78ZM112 231H113V230H112ZM151 231H152V230H151ZM166 231H167V230H166ZM204 231H205V230H204ZM231 231H230V232H231ZM37 232H38V231H37ZM58 232H59V231H58ZM69 232H70V231H69ZM80 232H81V231H80ZM108 232H110V231H108ZM146 232H147V231H146ZM223 232H224V231H223ZM230 232H227V233L230 234ZM237 232H238V231H237ZM247 232H249V231H247ZM12 233H13V232H12ZM28 233H29V231H28ZM34 233H35V232H34ZM34 233H33V234H34ZM42 233H44V232H42ZM50 233H51V230H50ZM53 233H54V232H53ZM56 233H57V232H56ZM56 233H55V234H56ZM129 233H130V232H129ZM144 233H145V232H144ZM171 233H172V232H171ZM233 233H235V232H233ZM21 234H22V233H21ZM31 234H32V233H31ZM44 234H45V233H44ZM46 234H49V233L46 232ZM57 234H58V233H57ZM100 234H101V233H100ZM131 234H132V233H131ZM134 234H135V233H134ZM138 234H139V233H138ZM141 234H142V233H141ZM173 234H174V233H172V235H173ZM49 235H50V234H49ZM58 235H59V234H58ZM70 235H71V233H70ZM72 235H73V234H72ZM92 235H93V234H92ZM95 235H96V234H95ZM139 235H140V234H139ZM244 235H245V234H244ZM244 235H243V236H244ZM252 235H253V234H252ZM23 236H24V235H23ZM30 236H31V235H30ZM34 236H35V235H34ZM39 236H40V235H39ZM61 236H62V235H61ZM68 236H69V235H68ZM83 236H84V235H83ZM109 236H110V235H109ZM175 236H176V235H175ZM189 236H190V234H189ZM194 236H195V235H194ZM248 236H249V235H248ZM21 237H22V236H21ZM25 237H27V236H25ZM44 237H45V236H44ZM55 237H56V236H55ZM58 237H59V236H58ZM62 237H63V236H62ZM79 237H80V236H79ZM97 237H98V236H97ZM173 237H174V235H173ZM179 237H180V236H179ZM183 237H184L185 239H187V236H185V235L183 236V235H182V238H183ZM246 237H247V236H246ZM11 238H12V237H11ZM51 238H52V236H51ZM63 238H64V237H63ZM83 238H84V237H83ZM88 238H89V237H88ZM111 238H112V237H111ZM111 238H110V239H111ZM134 238H135V237H134ZM138 238H139V237H138ZM182 238H181V239H182ZM194 238H195V237H194ZM194 238H193V240H194ZM248 238H249V237H248ZM90 239H91V238H90ZM135 239H136V238H135ZM156 239H157V238H156ZM156 239H155V240H156ZM162 239H163V237H162ZM175 239H176V238H175ZM190 239H191V237H190ZM190 239H189V240H190ZM223 239H224V238H223ZM230 239H231V238H230ZM65 240H66V239H65ZM78 240H79V239H78ZM102 240H103V239H102ZM137 240L139 241V239H137ZM163 240H164V239H163ZM171 240H172V239H171ZM171 240H170V241H171ZM191 240H192V239H191ZM193 240H192V241H193ZM196 240H198V239H196ZM239 240H241V238H240ZM247 240H248V239H247ZM41 241H42V240H41ZM51 241H52V240H51ZM66 241H67V240H66ZM94 241H95V240H94ZM97 241H98V240H97ZM156 241H158V240H156ZM159 241L161 242L160 239H159ZM172 241H173V240H172ZM185 241H186V240H185ZM209 241H210V240H208V242H209ZM42 242H43V241H42ZM69 242H70V241H69ZM83 242H84V240L82 241V243H83ZM91 242H92V241H91ZM162 242H163V241H162ZM162 242H161V243H162ZM166 242H167V241H166ZM176 242H178V241H176ZM176 242H175V243H176ZM181 242H182V241H181ZM241 242H242V241H241ZM30 243H31V242H30ZM32 243H34V242L32 241ZM76 243H77V242H76ZM84 243H85V242H84ZM97 243H98V242H97ZM136 243H137V242H136ZM157 243H158V242H157ZM193 243H194V242H193ZM197 243H198V242H196V244H197ZM14 244H15V243H14ZM72 244H73V243H72ZM90 244H91V243H90ZM102 244H103V241H102ZM133 244H134V243H133ZM169 244H170V243H169ZM172 244H173V243H171V245H172ZM209 244H210V243H209ZM209 244H208V245H209ZM219 244H221V243H219ZM226 244H227V242H226ZM234 244H235V242H234ZM238 244H239V243H238ZM27 245H28V244H27ZM37 245H38V243H37ZM73 245H74V244H73ZM91 245H92V244H91ZM163 245H164V248H165V244H163ZM180 245H181V244H180ZM182 245H183V244H182ZM230 245H231V244H230ZM230 245H228V246H230ZM236 245H237V243H236ZM246 245H247V244H246ZM100 246H101V244H100ZM131 246H132V245H131ZM138 246H139V245H138ZM167 246H168V245H167ZM196 246H197V245H195V247H196ZM228 246H227V247H228ZM238 246H239V245H238ZM241 246H243V245H241ZM22 247H25V246H22ZM43 247H44V246H43ZM88 247H89V246H88ZM95 247H97V246H95ZM20 248H21V247H20ZM39 248H40V247H39ZM67 248H68V247H67ZM90 248H91V247H90ZM135 248H136V247H135ZM173 248H174V247H173ZM246 248H247V247H246ZM9 249H10V248H9ZM12 249H13V248H12ZM36 249H37V248H35L34 250H36ZM125 249H126V248H125ZM125 249H124V250H125ZM158 249H159V248H158ZM177 249H178V248H177ZM179 249H181V247H180ZM226 249H227V248H226ZM71 250H72V249H71ZM90 250H91V249H90ZM109 250H110V249H109ZM169 250H170V249H169ZM175 250H176V249H175ZM218 250H219V249H218ZM223 250H224V249H223ZM223 250H222V251H223ZM39 251H40V250H39ZM46 251H47V250H46ZM51 251H52V250H50L48 253H51ZM64 251H66V250H64ZM78 251H79V250L77 249V252H78ZM83 251H84V250H83ZM95 251H96V250H95ZM95 251H94L93 253H95ZM103 251H104V250H103ZM125 251H126V250H125ZM156 251H157V250H156ZM176 251H177V250H176ZM176 251H175V252H176ZM241 251H242V250H241ZM25 252H26V251H25ZM34 252H36V251H34ZM67 252H68V251H67ZM79 252L81 253V250H80ZM104 252H105V251H104ZM107 252H108V248H107ZM153 252H154V251H153ZM165 252H166V251H165ZM167 252H169V251H167ZM175 252H174V253H175ZM215 252H216V251H215ZM18 253H19V252H18ZM36 253H38V251H37ZM42 253H43V251H42ZM100 253H101V251H100ZM112 253H113V252H112ZM147 253H148V252H147ZM149 253H150V252H149ZM156 253H157V252H156ZM227 253H228V252H227ZM26 254H27V253H26ZM68 254H69V253H68ZM102 254H103V253H102ZM113 254H114V253H113ZM151 254H152V252H151ZM151 254H150V255H151ZM162 254H164V253H162ZM225 254H226V253H225ZM48 255H49V254H48ZM85 255H86V254H85ZM87 255H88V254H87ZM146 255H147V254H146ZM169 255H170V254H169ZM226 255H227V254H226ZM238 255H239V254H238ZM34 256H36V255H34ZM76 256H77V254H76ZM91 256H92V255H91ZM159 256H160V255H159ZM171 256H172V255H171ZM176 256H177V255H176ZM207 256H208V255H207ZM240 256H241V255H240ZM23 257H24V255H23ZM26 257H27V256H26ZM55 257H56V256H55ZM77 257H78V256H77ZM86 257H87V256H86ZM92 257H94V255H93ZM107 257H109V256H107ZM156 257H157V256H156ZM161 257H162V256H161ZM165 257H167V255H166ZM217 257H218V256H217ZM88 258H89V257H88ZM94 258H95V257H94ZM168 258H169V257H168ZM179 258H180V257H179ZM247 258H248V257H247ZM38 259H39V258H38ZM161 259H162V258H161ZM203 259H205V258H203ZM203 259H202V260H203ZM217 259H220V258H217ZM32 260H33V259H32ZM32 260H31V261H32ZM81 260H82V259H81ZM89 260H92V259H89ZM89 260H87V261H89ZM94 260H95V259H94ZM122 260H123V259H122ZM149 260H151V259H149ZM167 260H168V259H167ZM169 260H170V259H169ZM206 260H207V259H206ZM222 260H223V259H222ZM222 260H220V261H222ZM28 261H29V260H28ZM37 261H38V260H37ZM37 261H36V262H37ZM49 261H50V260H49ZM49 261H47V262H49ZM71 261H72V260H71ZM92 261H93V260H92ZM207 261H209V260H207ZM36 262H35V263H36ZM38 262H39V261H38ZM45 262H46V261H45ZM61 262H62V260H61ZM81 262H82V261H81ZM113 262H114V261H113ZM121 262H122V261H121ZM158 262H159V261H158ZM158 262H157V264H158ZM164 262H165V260H164ZM166 262H167V261H166ZM201 262H203V261H201ZM205 262H206V261H205ZM214 262H215V261H214ZM214 262H213V263H214ZM66 263L68 264V262H66ZM106 263H107V262H106ZM114 263H115V262H114ZM203 263H204V262H203ZM218 263H219V262H218ZM62 264H63V263H62ZM64 264H65V263H64ZM89 264H90V263H89ZM92 264H93V263H92ZM99 264H100V262H99ZM166 264H167V263H166ZM197 264H198V263H197ZM208 264H209V263H208Z\"/></svg>",
  "mask_w": 264,
  "mask_h": 264
}]
</instances>
